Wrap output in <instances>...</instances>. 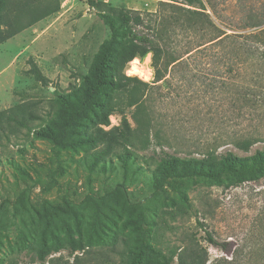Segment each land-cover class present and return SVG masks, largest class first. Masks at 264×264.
<instances>
[{
    "label": "rangeland",
    "instance_id": "1",
    "mask_svg": "<svg viewBox=\"0 0 264 264\" xmlns=\"http://www.w3.org/2000/svg\"><path fill=\"white\" fill-rule=\"evenodd\" d=\"M95 1L138 11L145 17L155 13L161 2H181ZM237 1L211 2L217 3L221 14L217 24L229 35L248 34L242 28L255 0H245L241 6ZM60 4L58 13L0 45V112L33 103L37 115L47 120L54 110L55 93L68 91L77 74L87 75L100 45L109 39V28L89 0H60ZM174 30L175 34L165 37L170 58L196 47L193 32ZM253 41L231 39L227 59L221 61V56H216L208 63L212 70L207 81L213 87L210 93L205 92L200 80L196 82V54L171 66L168 84L150 96L153 132L159 131L161 145L155 138L149 149L137 148L127 166L115 156L98 158L96 149L80 143L56 153L49 141L26 130L17 135L7 133L9 138L1 135L0 257L9 254L20 236L32 245L39 246L43 237L49 242L42 224L18 203V196L25 193L35 206L45 200L60 205L64 199L69 200L78 212L81 228L77 229L75 218L64 217L53 220L54 231L62 238L66 224L93 250L109 251L116 245L118 251L129 254L136 248L137 239L127 223L145 217V227L152 230L151 244L159 251L196 253L198 249L206 252L208 264H264V180L229 189L193 178L171 180L161 189L154 183L155 169L164 152L196 157L197 146L203 144L218 153L240 156L264 149V103L261 110L252 111V118L246 105L249 75L264 68L263 62L258 65L244 53V43H258L264 49V37ZM135 59L128 63L125 74L129 76L138 61L147 78L136 77L152 83V54ZM31 62L48 78L47 86L27 75ZM133 111L126 110L131 122ZM121 118L119 113L112 116L109 128L120 126ZM40 124L41 120L34 123ZM253 132L259 134L249 152L232 144ZM207 232L218 242L228 243V251L209 244ZM240 252L242 256L236 261L235 255ZM24 256L21 264L28 261ZM223 259L226 261L218 263Z\"/></svg>",
    "mask_w": 264,
    "mask_h": 264
},
{
    "label": "trees",
    "instance_id": "2",
    "mask_svg": "<svg viewBox=\"0 0 264 264\" xmlns=\"http://www.w3.org/2000/svg\"><path fill=\"white\" fill-rule=\"evenodd\" d=\"M179 1L161 2L155 13L145 17L125 7L89 0L90 7L97 11L109 28L110 37L100 45L88 74H77L76 82L68 91L55 93L54 110L47 120L37 115L33 103H21L1 111L0 136L9 138L7 133L17 135L26 130L29 135L34 134L36 138L49 141L56 153L80 143L96 149L98 158L103 160L113 156L121 158L125 166L136 155L137 148L149 149L152 139L156 138L161 145L159 131L153 132L155 124L150 96L154 90H161L168 84L170 67L184 63L185 56L189 59L196 54V82L200 80L205 92L210 93L213 87L207 81L212 70L208 63L216 56H221V61L227 59L231 53V39L254 42L255 38L264 37V0L251 3L246 24L242 28L248 34L240 35H229L221 29L217 24L221 14L217 3H211L212 0ZM244 2L238 0L237 5L241 6ZM60 8V0H0V45L55 15ZM175 27L193 32L196 47L182 56L170 58L167 57L165 37L174 33ZM257 44L244 43L242 46L248 59L259 65L264 63V49ZM149 54H152L151 66L154 70L152 83L125 74L128 63ZM31 64L27 75L47 86L48 78L37 64ZM135 64L140 65L138 61ZM246 90L248 116L252 118V111L261 110L264 103V68L261 73L249 75ZM131 108L134 109L132 122L126 116V110ZM118 113L122 116L120 126L109 128L111 117ZM40 120L42 124L35 126L34 123ZM257 134L259 132H253L235 139L232 144L239 150L249 152L257 142ZM197 147L196 157L162 153L154 173L157 189L163 188L171 180L190 178L214 183L224 189L264 180V149L256 150L249 156H240L234 152L218 153L205 144ZM17 200L42 224L44 235H49V242L43 237L39 246L32 245L20 236L9 254L0 257V264H21L23 255L28 257L25 264H175L177 260L179 264H208V255L198 249L196 253L155 249L151 244L152 230L145 227V217L127 223L137 239L136 248L129 254L118 251L116 245L109 251L93 250L66 224L62 238L54 231L53 220L64 217L75 218L77 229L81 228L78 212L69 200L64 199L61 205L45 200L40 206H35L25 193H21ZM206 240L221 251H228V243L218 242L208 232ZM241 256V252L236 254L235 260L238 261ZM261 259L264 261V254ZM225 261L223 259L218 263Z\"/></svg>",
    "mask_w": 264,
    "mask_h": 264
},
{
    "label": "bare ground",
    "instance_id": "3",
    "mask_svg": "<svg viewBox=\"0 0 264 264\" xmlns=\"http://www.w3.org/2000/svg\"><path fill=\"white\" fill-rule=\"evenodd\" d=\"M129 76H142L143 78H147L146 73L144 69L141 67V65L135 64L132 66V68L128 72Z\"/></svg>",
    "mask_w": 264,
    "mask_h": 264
}]
</instances>
